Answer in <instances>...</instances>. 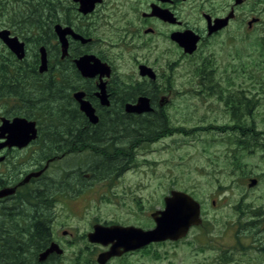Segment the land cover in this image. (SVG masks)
Here are the masks:
<instances>
[{
  "label": "rangeland",
  "instance_id": "obj_1",
  "mask_svg": "<svg viewBox=\"0 0 264 264\" xmlns=\"http://www.w3.org/2000/svg\"><path fill=\"white\" fill-rule=\"evenodd\" d=\"M2 1L3 9L13 8L22 13L21 3L13 5L10 0ZM16 17L11 12H3L0 27H12ZM252 17L259 19L249 25V30H238L237 21L207 49L204 47L213 62L218 86H226V76L230 75V80L238 78L241 87L249 88V95L254 90L264 93V0H249V20ZM243 26L246 28V24ZM5 49L0 44V53L6 54ZM33 51L34 44L30 42L25 63L32 62ZM158 52L160 56L161 48ZM168 56L174 59L171 75H166L171 89L162 91L171 101L160 109L169 124L157 139L138 145L133 155L128 154V160L123 156L121 163L114 160L110 166L104 161L99 165L91 148L75 150L62 155L51 165L47 176L33 184V188L46 185L39 200L54 193L53 205L45 209L38 204V209L34 210L38 213L33 216L35 220H48L54 239H59L63 245L64 253L53 260L54 264H97L96 256L105 247L87 240L86 234L93 224L152 228L154 222L150 213L163 208V198L172 189L185 191L199 201L203 224L193 226L180 240L150 244L114 257L107 264H229L226 251L233 252L238 262L235 264H264V249H258L260 239L256 233V230L264 232V151L238 149L236 142L239 138L242 140L243 135L239 133L240 126L233 123L230 108L216 94L200 87V79L191 72L192 63L199 57L179 60L176 49ZM158 64H165V59ZM163 82L167 83V79ZM204 83L208 85L206 79ZM261 101L250 115L243 104H239L235 112L241 127L245 129L253 122L256 128L264 130V97ZM124 134L123 131L121 139ZM119 165L121 168L115 173ZM103 169L112 170L98 179L93 172L98 170V175H102ZM251 178L256 182L249 186ZM250 209L255 212L250 215L257 220L253 228L248 223L249 217L245 218ZM256 215L259 216L256 218ZM22 217L0 215V230L7 229L3 234L9 237L0 253L16 260L17 264L22 261L35 264L38 251L34 256L29 251L37 249L36 246H27L23 255L14 252L8 255L9 248L20 249L26 245L14 243L10 234L19 219L32 221L23 213ZM4 224L10 228H4ZM63 231H67L65 235ZM219 254L224 258L221 262L217 260Z\"/></svg>",
  "mask_w": 264,
  "mask_h": 264
},
{
  "label": "flooded vegetation",
  "instance_id": "obj_2",
  "mask_svg": "<svg viewBox=\"0 0 264 264\" xmlns=\"http://www.w3.org/2000/svg\"><path fill=\"white\" fill-rule=\"evenodd\" d=\"M10 2L13 5L21 3L22 13L19 14L13 8L9 11L3 9L5 3L0 0V17L3 12H11L17 16L15 22L11 23L12 27L4 25L7 27L0 29H7L9 37H16L23 43L24 56L19 59L0 39V44L7 52L0 53V85L6 87L7 93L4 98L0 90V102H6L0 104V108L4 106V109H0V124L3 118L12 121L14 118L23 117L34 121L36 135L25 145L18 146L9 144L8 133L0 131V190L14 188L12 193L0 196L2 216L6 214L22 217L23 213L29 217V213L37 209L38 204L44 205L45 209L53 205V192L50 197L48 195L49 198L43 200L29 199L30 196L40 194L45 187L39 185L33 188V184L45 178L51 165L62 157L60 151L46 152L44 143L46 139L62 140L77 136L86 140L93 137L95 129L104 130L113 120H119V124L123 123L126 114L139 119L145 118L142 115L154 113L171 101L168 95H163L164 91L171 89L170 79L166 76L171 75L173 69L174 59L168 56L170 52L176 49L179 60L199 57L192 63L191 72L195 74L201 61L208 57L205 54L208 45L220 37L223 31L234 26L237 21L238 30L241 28L249 30V0H10ZM224 19L226 21L222 25ZM243 24H246V28ZM214 25L217 27L213 28ZM15 27H18V30ZM60 35L66 40L64 55ZM174 36H196V48L191 53L184 51ZM30 42L34 44L31 56L33 58L31 63H25L29 55ZM41 48L44 49L46 64L43 71H39ZM84 55L97 58L106 65L108 71L97 72L90 77L81 75L76 60ZM124 56H127L126 59H120ZM162 59H165V64L159 66L158 62ZM164 78L167 79L165 84ZM100 85L104 87L107 103L101 100L103 97L101 98ZM33 86L40 92L38 101L40 104H29L30 89H33ZM63 91L70 92L69 97L74 105L77 104L78 109L79 102L74 93L82 92V99L92 105L98 121L91 123L81 111L83 113L81 118L69 119L72 121L71 128L76 131H46L45 115L50 113L52 107L54 111H59ZM141 96L148 98L153 110L140 114L127 113L125 104H134ZM45 99L53 101V104H45ZM59 124L60 119L57 117L56 126ZM120 129L122 126L106 129L111 130L106 136L120 139L122 132L114 133ZM83 146L80 144L77 151L84 150ZM29 174L31 175L25 180ZM59 189L61 188L57 190ZM250 216L253 228L257 220ZM51 231L49 228L50 238L47 244L42 248L37 247L35 264L41 262L54 264L53 260L64 253L63 245L59 239H54ZM63 232L65 235L67 231ZM261 232L256 230L260 239L259 250L264 249V237ZM51 242L57 243L63 249L62 252L49 253L40 261L39 253ZM2 248L4 247L0 246V250ZM19 248L23 250L28 247ZM226 252L229 253L225 257L229 264L238 263L232 251ZM222 253L224 254L225 250ZM223 259L219 254L217 260L221 262ZM12 263L14 261L10 257L4 256L0 260V264Z\"/></svg>",
  "mask_w": 264,
  "mask_h": 264
},
{
  "label": "trees",
  "instance_id": "obj_3",
  "mask_svg": "<svg viewBox=\"0 0 264 264\" xmlns=\"http://www.w3.org/2000/svg\"><path fill=\"white\" fill-rule=\"evenodd\" d=\"M264 45V44H263ZM69 68V66H67ZM64 73V71H63ZM196 78H199V86L200 87H206L208 90V93L216 94L218 96V99L222 100L226 106H228L232 113V119H234L233 123L241 129V132H239L241 135H243V138L238 139L236 142V145L239 148H247V150L252 148H261L264 151V130H260L255 127V124L253 122H250L249 126H247L245 129L242 126L241 121L238 119L235 110L238 109L239 104H243V106L247 109V111L252 114V109L255 107L256 104L262 103V98L264 97V93L260 91H255L254 93H251L249 95V88H244L240 86V80L238 78H234L230 80L232 77L230 75H227V85H221L218 86V79L214 75V67L212 60L209 59V57H205L201 61L200 67L195 70ZM206 79L208 85H205L204 80ZM237 79V80H236ZM1 94L4 98H6V87L3 85H0ZM30 101L29 104H40L38 101H40V92L36 90V87L33 86V89H30ZM63 101L60 103V109L59 111H54L53 107L50 109V113L45 115V126L46 131L49 132H74L75 129L71 128L72 121L69 120L70 118L79 117L81 118L83 113L78 109L77 104H73L71 98L69 97L70 92L63 91ZM47 95V94H46ZM48 96V95H47ZM48 98V97H47ZM1 100V99H0ZM5 102V101H3ZM45 104H53V101H50L49 99L44 100ZM264 104V102H263ZM145 118H137L136 116H132L129 114H126V119L123 120V123H118L119 120H113L109 122L105 128H117L118 126H122V129L116 130L114 133H123L124 139H113L108 138L106 134L111 133L108 131L111 130H94L92 136L89 137L86 140L80 138V137H71L67 139H46V152L48 151H60V154H67L72 153L77 150V148L80 147V144H83L84 146L82 148H91V151L94 154L95 160L99 159L98 164L100 165L103 161L105 162V165L110 166L114 160H118L121 163V160L123 159V156L126 157V160H128V154H132L134 150L137 148L138 145H141L145 142H150L154 139H157L163 131H165L168 128V120L167 116L162 113V110L159 108L154 113H147L142 115ZM60 119V124L56 126V118ZM155 119V120H154ZM157 120V121H156ZM71 121V122H70ZM71 123V124H70ZM235 127V126H233ZM245 132V133H244ZM89 134L91 132L89 131ZM242 146V147H241ZM130 150V152H128ZM235 151V150H234ZM120 166V165H119ZM120 167L116 168L117 173L119 171ZM109 170L112 169H103L101 170L103 172L102 175H98V170L93 172L96 174L97 178H103ZM46 186V185H45ZM40 194L30 196L29 199H39ZM48 198V196L46 197ZM38 209V208H37ZM35 209V210H37ZM254 212L253 209H250V213ZM38 212L33 211L30 218H32V221H23L21 219L18 220V222H14L13 224V232L10 234L12 237V240L14 243H19V245L26 244L25 246H36V247H44L49 238V222L46 219H40L35 220L33 216L37 214ZM255 213V212H254ZM6 215V214H4ZM249 215H245L246 217H250ZM259 215H256V217ZM248 223H252V221H249ZM202 225V224H200ZM198 225V226H200ZM247 225V224H246ZM4 228H10L8 225L4 224ZM24 228V229H23ZM246 228V227H245ZM7 230V229H4ZM4 230H0V246L6 247L7 244V238L3 234ZM158 243V242H155ZM161 243V242H160ZM154 244V243H151ZM150 245V244H149ZM148 246V245H147ZM146 247V246H144ZM142 247V248H144ZM140 248V249H142ZM11 252L14 253H20L21 255L24 254L26 248L23 250L20 249H9ZM20 251V252H19ZM38 249H31L29 253L31 255H35ZM1 253H0V260L2 259ZM14 263L17 264L16 260H13ZM20 264H24L22 261ZM39 264V263H37ZM45 264V263H40Z\"/></svg>",
  "mask_w": 264,
  "mask_h": 264
},
{
  "label": "water",
  "instance_id": "obj_4",
  "mask_svg": "<svg viewBox=\"0 0 264 264\" xmlns=\"http://www.w3.org/2000/svg\"><path fill=\"white\" fill-rule=\"evenodd\" d=\"M257 19V17L250 19L249 25L257 21ZM223 21L222 25L225 24L226 19ZM217 25L212 27L215 28ZM191 36H174V39L183 47L184 51L191 53L196 48L197 42L196 36ZM0 39L19 59L23 58V43L16 37H9V31L7 29H0ZM60 39L64 55L66 52V40L62 35H60ZM40 52L41 61L39 64V71H43L46 69L44 49L41 48ZM76 65L81 75L86 77L93 76L97 72L102 73L108 71L105 64L90 55L81 56L76 60ZM146 69L149 70V68ZM100 87L101 98L103 97L101 100L103 103H107L104 87L102 85H100ZM82 95V92L74 93V97L79 102L80 111H82L89 121L94 124L98 121V116L95 114L92 105L88 101L82 99ZM152 110V105L149 104L148 98L144 96L139 97L134 104H125V111L127 113L140 114L151 112ZM0 131L2 133H8L7 142L9 144L18 146L25 145L36 135L34 121L27 120L23 117L14 118L12 121L3 118L0 124ZM4 144H6V142H4ZM30 175L31 174H29L25 180L28 179ZM255 182L256 179L251 178L249 186ZM13 191L14 188L2 189L0 190V196L12 193ZM163 202L164 206L162 209H156L150 213V217L154 222L152 228L143 229L134 225L93 224L92 230L86 235L87 240L91 243H99L103 247H107L97 254L96 262L98 264H106L112 257H119L126 252L140 249L151 243L179 240L185 237L192 226H197L202 222L201 205L199 201L189 193L178 189H172L169 194L164 196ZM62 250L63 249L57 243L51 242L45 250L39 253L38 259L43 261L49 253L55 252L59 254Z\"/></svg>",
  "mask_w": 264,
  "mask_h": 264
}]
</instances>
